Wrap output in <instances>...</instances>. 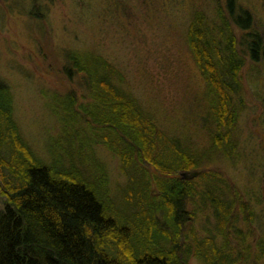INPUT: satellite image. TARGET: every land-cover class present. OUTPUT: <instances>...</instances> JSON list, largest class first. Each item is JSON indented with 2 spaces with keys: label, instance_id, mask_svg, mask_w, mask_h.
<instances>
[{
  "label": "trees",
  "instance_id": "16d2710c",
  "mask_svg": "<svg viewBox=\"0 0 264 264\" xmlns=\"http://www.w3.org/2000/svg\"><path fill=\"white\" fill-rule=\"evenodd\" d=\"M211 2L180 16L183 43L203 86V105L193 116L206 130L204 152L192 132L176 136L159 124L128 88L114 59L86 48L68 49L60 59L61 73L69 80L79 77L83 95L50 97L46 105L58 132L49 146L57 155L42 161L21 135L13 94L0 80V264H185L178 256L179 226L188 219V202L208 207L214 222L211 232L207 219L202 236L191 243L193 251L188 248L201 264H264V233L257 232V227L264 232V222L257 220L253 204L264 212V193L241 189L250 197L244 200V193L202 169L210 149L229 158L237 154L241 73L245 58L264 70V32L256 30L254 16L238 0H216L209 10ZM29 15L40 18L34 11ZM98 145L117 156L127 178L119 207L109 201L103 163L95 169L85 164L87 154L95 160ZM195 170L200 175L183 176ZM98 178L100 186L93 182ZM160 210L167 213L172 234L157 228ZM160 238L168 250L156 245Z\"/></svg>",
  "mask_w": 264,
  "mask_h": 264
},
{
  "label": "rangeland",
  "instance_id": "374dc122",
  "mask_svg": "<svg viewBox=\"0 0 264 264\" xmlns=\"http://www.w3.org/2000/svg\"><path fill=\"white\" fill-rule=\"evenodd\" d=\"M206 2L0 0V80L13 94V118L34 156L50 162V153L57 155L49 144L56 138L58 125L46 104L52 95L61 96L67 92L78 95L80 100L83 95L81 81L79 77L69 80L61 73L64 63L61 64L60 59L68 49L86 48L97 50L116 61L126 76L128 88L170 134L182 136L190 131L197 149H202L201 152L207 150L206 130H200L204 124H197L193 116L197 106L201 104L202 108L203 86L183 43L180 20V16L184 17L192 9L203 10ZM215 2L208 3L207 9L213 8ZM238 2L254 16L256 30L264 32V0ZM31 11L40 17L39 20L29 15ZM234 33L239 42L241 35L237 30ZM238 50L241 51L240 48ZM245 60L241 73L243 92L240 94L244 107L238 114L236 129L239 139L237 154L229 158L210 149L202 169L208 168L209 172L219 175L230 189H238L244 193V200H248L250 197L241 189H248L246 191L253 194L259 189V193H264V70L260 64ZM94 156L95 160L91 162L88 154L85 155V164L95 169L103 163L102 168L109 174V201L113 205L116 203V207L121 206V192L127 178L119 168L120 160L101 145H98ZM150 169L153 171L152 167L149 168L152 174ZM200 170L185 174L186 178L197 173L200 175ZM93 182L101 185L99 178ZM154 194L151 190L152 199H155ZM3 201L0 199V205ZM253 204L257 220L264 222L261 204ZM124 209L123 206L120 210ZM185 209L188 219L182 220L179 227L181 248L178 256L185 264H201L194 257L191 243L194 238L202 236L201 230L207 219L211 224L210 212L200 202L195 205L188 202ZM166 215L164 210L156 212L155 220L160 232L171 231ZM257 229L258 233H264ZM213 230L214 222L209 227V231ZM187 236L188 240L185 239ZM156 242L160 248L167 249L161 238ZM250 246L254 251L255 242L251 241Z\"/></svg>",
  "mask_w": 264,
  "mask_h": 264
},
{
  "label": "bare ground",
  "instance_id": "6f19581e",
  "mask_svg": "<svg viewBox=\"0 0 264 264\" xmlns=\"http://www.w3.org/2000/svg\"><path fill=\"white\" fill-rule=\"evenodd\" d=\"M165 179H168V178H164V180H165ZM180 224L182 225V222H181ZM179 227H180V226H179ZM180 228H181V227H180ZM180 228H179V229H180ZM175 232L178 233L179 231L176 230ZM185 239L188 240V236H187V238H185Z\"/></svg>",
  "mask_w": 264,
  "mask_h": 264
},
{
  "label": "water",
  "instance_id": "95a60500",
  "mask_svg": "<svg viewBox=\"0 0 264 264\" xmlns=\"http://www.w3.org/2000/svg\"><path fill=\"white\" fill-rule=\"evenodd\" d=\"M183 175V174H182Z\"/></svg>",
  "mask_w": 264,
  "mask_h": 264
}]
</instances>
